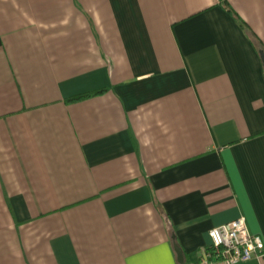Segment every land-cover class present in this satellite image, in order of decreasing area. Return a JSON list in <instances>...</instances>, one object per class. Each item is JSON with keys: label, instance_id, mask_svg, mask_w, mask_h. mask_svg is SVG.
<instances>
[{"label": "crops", "instance_id": "crops-1", "mask_svg": "<svg viewBox=\"0 0 264 264\" xmlns=\"http://www.w3.org/2000/svg\"><path fill=\"white\" fill-rule=\"evenodd\" d=\"M261 51L264 0H0V264L264 243Z\"/></svg>", "mask_w": 264, "mask_h": 264}, {"label": "built area", "instance_id": "built-area-1", "mask_svg": "<svg viewBox=\"0 0 264 264\" xmlns=\"http://www.w3.org/2000/svg\"><path fill=\"white\" fill-rule=\"evenodd\" d=\"M209 237L211 243L196 264H239L252 259L264 264V243L249 231L243 217L213 228Z\"/></svg>", "mask_w": 264, "mask_h": 264}, {"label": "water", "instance_id": "water-1", "mask_svg": "<svg viewBox=\"0 0 264 264\" xmlns=\"http://www.w3.org/2000/svg\"><path fill=\"white\" fill-rule=\"evenodd\" d=\"M260 56H261V60H262L263 65H264V51L260 52ZM174 250H175V253L177 255L178 262L183 264V262H184V254H183L182 249L180 247H178V245H176L174 243Z\"/></svg>", "mask_w": 264, "mask_h": 264}, {"label": "trees", "instance_id": "trees-1", "mask_svg": "<svg viewBox=\"0 0 264 264\" xmlns=\"http://www.w3.org/2000/svg\"><path fill=\"white\" fill-rule=\"evenodd\" d=\"M102 92H103V90H98V91H95V92H92V93H88V94H83V95H80V96H76V97H73V98L69 99L68 102L76 101V100L83 99V98H87V97L96 96L98 94H101Z\"/></svg>", "mask_w": 264, "mask_h": 264}]
</instances>
